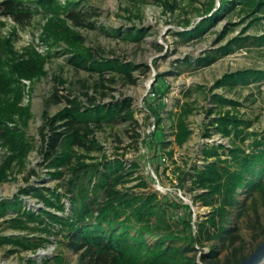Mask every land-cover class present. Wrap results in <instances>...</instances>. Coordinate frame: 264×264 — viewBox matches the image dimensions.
Instances as JSON below:
<instances>
[{
  "label": "trees",
  "instance_id": "trees-1",
  "mask_svg": "<svg viewBox=\"0 0 264 264\" xmlns=\"http://www.w3.org/2000/svg\"><path fill=\"white\" fill-rule=\"evenodd\" d=\"M34 1L47 16L42 40L49 47L64 44L65 52L70 53L68 63L73 68L96 74L100 79L97 85L102 88H106L103 79L108 73L113 74L109 78L111 84L117 74L128 83L136 82L131 74L136 66L115 58H99L85 46L83 36L75 28L93 25L85 22L84 13L71 8L76 2L70 0L61 5L56 0ZM238 1L247 15L264 13V0ZM222 3L228 11L226 1ZM164 6L168 10L175 8L166 2ZM204 6L208 14L214 9L215 0H206ZM38 11L39 8L31 7L26 0H0V17L11 19L17 27L28 26ZM218 14L217 11L210 18H202L180 34L189 37L201 34L213 25ZM260 18L255 16L257 20ZM144 32V28H135L125 32L123 38L137 41ZM11 36L0 33V148L5 150L0 157V185L12 178L14 169L21 172L26 167L33 149L26 133L33 115L30 106L22 104L25 92L22 80L34 81L45 76V64L52 56L51 51L41 54L32 45L17 51ZM257 39L264 42V34ZM231 49L230 44L220 48L224 53ZM214 59L212 55L205 56L199 64L206 66ZM263 78L264 71L238 70L225 74L215 87H233ZM85 95L87 103L84 104L78 97L59 96L55 91L54 101L64 99L65 106L51 116L43 114L39 153L47 162L48 174L60 181L53 188L23 187L14 199L0 201V218L7 211H13L15 216L5 220L9 227L27 231L23 235L0 236V246L11 245L13 251L36 250L52 242L50 236L56 235L60 247L78 254L76 264H234L264 239L257 203L258 198L264 203V131H249L250 122L237 110L240 102L217 96L220 105L231 109L209 120L204 135L211 136L213 128L228 138L229 146L204 144L200 149L203 164L187 172L194 202L210 208L197 219L195 229L188 204H173L155 191L135 190L147 186L141 175L135 176L138 162H126L104 152L99 156L92 154L103 148L94 135L97 128L103 124L135 122L131 99L97 103L95 96ZM107 95L101 92L102 97ZM178 108L170 124L173 140H167L158 127L148 138L142 137L136 128L130 136L137 148L140 140L141 145L153 149L151 164L156 171L165 157L161 151L171 144L181 147L192 132L187 120L193 111L192 104L184 101ZM211 113L208 110L207 115ZM161 120L157 116V124ZM166 155L172 158L173 149H168ZM133 180L139 182L127 185ZM21 194L37 198L42 206L37 210L22 207ZM63 199L67 200L69 210ZM178 208L185 214L175 213ZM242 219L246 228L261 237L248 252L240 232ZM207 243L209 251L204 250ZM223 250L226 254L221 258ZM63 263L60 253L40 262L27 261V264Z\"/></svg>",
  "mask_w": 264,
  "mask_h": 264
},
{
  "label": "rangeland",
  "instance_id": "rangeland-1",
  "mask_svg": "<svg viewBox=\"0 0 264 264\" xmlns=\"http://www.w3.org/2000/svg\"><path fill=\"white\" fill-rule=\"evenodd\" d=\"M26 1L31 7L39 8L31 23L21 28L11 19L0 17V22L3 23L0 24V33L9 37L15 31L11 38L14 39V48L17 51L32 45L41 54L51 51L52 56L45 64V76L34 81L22 80L25 86L22 104H28L33 115L26 129L33 149L27 157L26 167L21 172L14 169L12 178L0 185V201L14 199L23 187L53 188L60 181L48 174L47 162L39 153V132L44 121L43 114L51 116L65 106L64 99L54 101L56 90L59 96L78 97L84 104L87 103L85 93L95 96L97 103L131 99L135 122L103 124L97 128L94 135L103 148L101 152L94 151L92 154L99 156L104 152L110 157L119 156L126 162H138L135 176L141 175L147 186L136 187L135 190L155 191L160 197L176 205L183 204L179 190H184L193 200L194 193L190 190L191 182L187 180V172L193 166L203 164L200 151L202 146L207 143L229 146L228 138L222 137L213 128L211 136L204 135L207 128L205 124L209 120L231 109L230 106L220 105V101L216 100L217 96L240 102L237 110L241 117L250 122L249 131H264V78L233 87H215L216 82L228 73L245 69L264 71V42L257 39L264 34V13L247 15L242 11L243 7L238 0H225L226 8L230 7L228 11H225L222 0H215V7L208 14L205 13L206 0H71L76 2L71 8L84 13L85 22L93 25L75 28L83 36L85 46L90 47L99 58H115L136 66L131 72L136 78L135 83H128L121 74H117L115 82L111 84L109 78L113 74L108 73L103 79L106 88H102L97 85L100 79L96 74L77 70L68 63L70 53L65 52L64 44L49 47L42 40L47 16L34 0ZM56 1L64 5L70 0ZM165 2L173 4L175 8L166 9ZM217 11L219 14L213 25L201 34L190 37L180 34L183 30L193 28L202 18H210ZM255 16L261 18L257 20ZM135 28L145 29L139 40L123 38L125 32ZM234 39L236 41L233 42ZM229 44L231 50L226 53L220 50L222 46ZM209 55L215 59L209 65H200L199 61ZM101 92L108 95L102 97ZM151 92H155V96ZM184 101L190 102L193 107L187 119L192 132L181 147L171 144L161 151L166 161L160 169L156 165V171L155 165L151 164L153 149L146 144L141 145L140 140L137 148L130 136L136 128L142 137H150L153 132L145 135V131L155 119L156 128L163 130L167 140H173L171 120L179 111L178 105ZM208 110H212L210 116L207 115ZM157 116L162 118L158 124ZM170 148L173 149L172 158L166 155ZM4 152L0 148V157ZM149 167L154 171L156 179ZM137 182L139 181L133 180L127 185ZM19 198L24 208L37 210L42 206L37 198L29 194H21ZM63 201L67 203L66 210H69L67 200ZM197 203L203 206L198 208L197 214H192L190 208L195 229L197 219L210 211L208 206ZM257 203L260 221L264 226V203L260 198ZM175 213L185 214L184 211L180 213L179 208ZM12 216L15 213L7 211L6 216L0 218V236L23 235L27 232L9 227L5 220ZM244 222L245 219H242L240 232L247 242L248 252L259 243L261 237L246 228ZM50 239L52 242L46 246H54V255L60 253L64 258L63 264L77 263L78 254L60 247L58 236L52 235ZM209 247L207 243L204 250L209 251ZM34 252L35 250L13 251L11 245H2L0 264H27L28 260L34 259ZM225 254L226 250H223L220 257L223 258ZM199 255L197 252V256Z\"/></svg>",
  "mask_w": 264,
  "mask_h": 264
},
{
  "label": "built area",
  "instance_id": "built-area-1",
  "mask_svg": "<svg viewBox=\"0 0 264 264\" xmlns=\"http://www.w3.org/2000/svg\"><path fill=\"white\" fill-rule=\"evenodd\" d=\"M151 95L155 96V92H151ZM156 129V122L155 119L152 120V123L148 126V128L145 131V135L151 134ZM147 133V134H146ZM166 158L162 157V162H165ZM150 168V167H149ZM151 169V168H150ZM152 176L156 179V175L154 171L150 170ZM179 197L182 200L183 204H188L192 210V214H197L198 208H201L203 206H199V203H195L190 196L186 194V192L183 190H179ZM181 213V211H180ZM54 246H46L44 248H38L35 250V252L32 254L34 259H36L38 262H40L42 259L53 256L54 255Z\"/></svg>",
  "mask_w": 264,
  "mask_h": 264
},
{
  "label": "water",
  "instance_id": "water-1",
  "mask_svg": "<svg viewBox=\"0 0 264 264\" xmlns=\"http://www.w3.org/2000/svg\"><path fill=\"white\" fill-rule=\"evenodd\" d=\"M264 263V239L243 260L234 264H263Z\"/></svg>",
  "mask_w": 264,
  "mask_h": 264
}]
</instances>
